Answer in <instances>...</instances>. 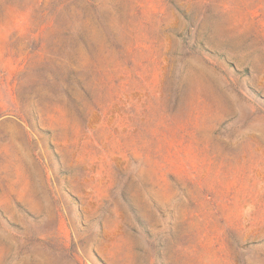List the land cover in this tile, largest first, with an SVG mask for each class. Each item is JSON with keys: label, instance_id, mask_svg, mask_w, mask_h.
<instances>
[{"label": "rangeland", "instance_id": "374dc122", "mask_svg": "<svg viewBox=\"0 0 264 264\" xmlns=\"http://www.w3.org/2000/svg\"><path fill=\"white\" fill-rule=\"evenodd\" d=\"M0 264H264V0H0Z\"/></svg>", "mask_w": 264, "mask_h": 264}]
</instances>
